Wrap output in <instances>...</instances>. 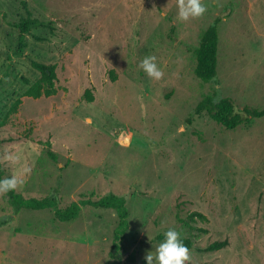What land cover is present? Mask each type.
Wrapping results in <instances>:
<instances>
[{"label": "rangeland", "instance_id": "obj_1", "mask_svg": "<svg viewBox=\"0 0 264 264\" xmlns=\"http://www.w3.org/2000/svg\"><path fill=\"white\" fill-rule=\"evenodd\" d=\"M21 1L0 0V122L23 101L0 128L4 177L59 208L115 193L129 227L112 259L114 210L87 206L61 223L54 209L16 212L0 192V264H135L132 254L141 263L169 228L195 247L229 241L190 251L188 264H264V117L234 130L206 113L187 123L209 94L264 108V0H201L205 13L187 21L178 0H26L32 17L53 24L32 30L20 56L11 24L26 15ZM221 16L218 75L203 83L195 50ZM147 55L161 79L139 67ZM31 60L56 66V95L24 96L41 78ZM194 211L208 222L191 221Z\"/></svg>", "mask_w": 264, "mask_h": 264}, {"label": "trees", "instance_id": "obj_2", "mask_svg": "<svg viewBox=\"0 0 264 264\" xmlns=\"http://www.w3.org/2000/svg\"><path fill=\"white\" fill-rule=\"evenodd\" d=\"M21 5L26 12L20 21L11 24L14 28L19 31V50L18 55L23 56L24 51L27 48V36L31 34L34 29H51L53 22L45 21L39 18L32 17L28 10V3L26 0L21 1ZM3 18L6 15L0 12ZM223 16L218 17L214 20L213 24L210 25L202 34L200 44L195 50L196 54V65L194 73L196 77L203 83H210L215 81L218 71V46H219V33L218 24L221 22ZM32 67L41 73V78L30 85L25 91L24 96L40 99L42 97L49 98L57 94V87L55 81L57 80L56 66L45 65L35 60H31ZM27 84L29 82L25 80ZM85 97L89 102L93 101V95L90 90H86ZM21 99H17L10 107L5 118L0 122V128L6 126L9 123L10 117L18 112L19 106L22 104ZM207 114L217 124L223 126L228 130H234L238 126L249 122L252 119L264 117V108L257 109L251 106L239 107L238 104L231 97H223L216 100L215 96L209 94L206 95L202 100L198 102L193 110V114L187 119L189 125L192 124L195 117H199L203 114ZM3 141L0 140V144ZM49 148L51 143L46 142ZM48 157L56 161L57 157L51 149L47 151ZM4 170L0 164V180L6 179L4 177ZM10 198V203L16 212L21 210H32L40 211L46 209H54L56 219L61 223L71 222L76 220L84 207H91L95 209H108L114 210L118 217V225L115 230L113 248L114 251L110 252V258L115 259L121 254L123 250V239L126 234L129 221H128V209L126 205V198L119 196L115 193L106 194L98 199L92 198H80L77 201L72 202L66 208H59L54 200L49 198L38 199V198H25L22 194L16 191V188L6 192ZM191 221L197 219L208 222V218L201 212L194 211L190 213L188 217ZM202 232H207L206 229H200ZM163 235H158L156 241H162ZM184 243L189 247V250H197L201 252H214L226 248L229 245L227 239L223 241H215L208 246L195 247L193 241L189 238L183 237ZM130 260L135 264H146V261L137 263L135 255L132 254Z\"/></svg>", "mask_w": 264, "mask_h": 264}, {"label": "clouds", "instance_id": "obj_3", "mask_svg": "<svg viewBox=\"0 0 264 264\" xmlns=\"http://www.w3.org/2000/svg\"><path fill=\"white\" fill-rule=\"evenodd\" d=\"M205 11L206 7L201 0H178L177 18L180 21L200 17ZM156 61L155 55H147L140 62L139 67L149 78L159 80L164 73ZM15 187L14 178L0 180V192H7ZM190 259L189 247L184 243L181 233L174 228L164 231L163 240L156 245L155 252L150 251L145 256L146 264H188Z\"/></svg>", "mask_w": 264, "mask_h": 264}, {"label": "water", "instance_id": "obj_4", "mask_svg": "<svg viewBox=\"0 0 264 264\" xmlns=\"http://www.w3.org/2000/svg\"><path fill=\"white\" fill-rule=\"evenodd\" d=\"M127 141H128V139H125V140H124V142H127Z\"/></svg>", "mask_w": 264, "mask_h": 264}]
</instances>
